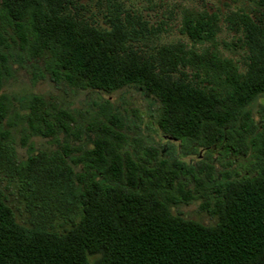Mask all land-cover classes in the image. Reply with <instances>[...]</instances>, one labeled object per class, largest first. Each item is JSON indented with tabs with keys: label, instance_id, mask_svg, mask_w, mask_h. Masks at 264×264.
Segmentation results:
<instances>
[{
	"label": "trees",
	"instance_id": "16d2710c",
	"mask_svg": "<svg viewBox=\"0 0 264 264\" xmlns=\"http://www.w3.org/2000/svg\"><path fill=\"white\" fill-rule=\"evenodd\" d=\"M62 7L60 0H0V264H264V112L256 118L250 110L264 99V38L256 44L262 59L245 80L217 51L173 45L137 54L126 49L129 23L105 31ZM217 29L207 13L184 17L194 42H213ZM11 44L45 60L51 78L70 87L144 92L159 105L157 132L171 142L139 154L127 147L118 115L78 129L70 112L35 96L24 120L31 136L82 143L97 135L91 148L60 144L20 163L8 144L10 105L1 94ZM180 69L203 71L206 84L177 79ZM173 142L232 159L223 170H197ZM12 184L26 222L9 205ZM198 201L218 217L215 226L172 212Z\"/></svg>",
	"mask_w": 264,
	"mask_h": 264
},
{
	"label": "rangeland",
	"instance_id": "374dc122",
	"mask_svg": "<svg viewBox=\"0 0 264 264\" xmlns=\"http://www.w3.org/2000/svg\"><path fill=\"white\" fill-rule=\"evenodd\" d=\"M65 13L85 22L110 31L114 23L126 22L131 31L127 37L126 49L137 54L150 56L157 48L184 45L188 50L199 53L217 51L231 60L243 79H249L262 59L257 43L264 38V0H60ZM188 12L207 13L217 19V33L213 42H194L183 31L184 17ZM12 36L14 31L10 30ZM15 38V37H14ZM9 75L6 76L2 95L8 100L10 114L6 122L9 131V145L15 150L17 160L24 163L32 152H53L60 144L84 145L91 148L97 131L90 132L84 142L60 135L57 139H45L30 135L24 121L28 113L27 105L38 96L52 107L65 109L76 120L78 129L92 124L106 122L111 114H116L125 123L126 145L131 150L143 154L145 146L168 145L164 135L157 132L155 118L159 105L144 92L133 87L124 88L113 94L92 90H81L51 78L50 69L43 59H33L18 44H11ZM177 79L203 87L206 76L203 71L180 69ZM258 118L264 112V99H258L251 107ZM166 141V142H165ZM173 149L180 152L184 161L197 170L207 171L214 165L223 170L224 164L232 157L219 155L216 151L192 153L173 142ZM179 146V147H178ZM172 152V151H171ZM9 205L26 222L28 213L25 201L20 196L16 184L7 191ZM200 201L174 207V214L193 220L205 226H215L218 217L209 215L199 207ZM57 228L62 230L60 222Z\"/></svg>",
	"mask_w": 264,
	"mask_h": 264
}]
</instances>
